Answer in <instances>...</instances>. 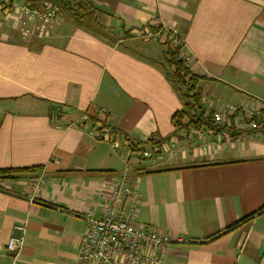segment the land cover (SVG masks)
Segmentation results:
<instances>
[{
	"label": "crops",
	"instance_id": "crops-1",
	"mask_svg": "<svg viewBox=\"0 0 264 264\" xmlns=\"http://www.w3.org/2000/svg\"><path fill=\"white\" fill-rule=\"evenodd\" d=\"M91 1L112 13L105 24L113 32L158 15L175 23L203 107L264 98V0ZM19 28V16L0 15V168L40 169L0 182V264H51L43 248L63 235L79 244L83 214L100 213L104 183L125 167V144L114 153L89 134L103 125L119 143L123 135L143 142L157 134L177 144L174 157L163 151L159 167L146 162L130 173L140 198L134 223L186 239L167 245L164 264H264L263 141L231 142L212 130L173 135L181 103L150 62L164 56L151 42L126 38L122 49L62 14L42 35L22 37ZM34 178L44 180L36 192L28 190ZM17 224L26 230L13 255L5 245Z\"/></svg>",
	"mask_w": 264,
	"mask_h": 264
},
{
	"label": "built area",
	"instance_id": "built-area-1",
	"mask_svg": "<svg viewBox=\"0 0 264 264\" xmlns=\"http://www.w3.org/2000/svg\"><path fill=\"white\" fill-rule=\"evenodd\" d=\"M3 14L19 16V29L23 37L47 33L61 16L54 0H41L36 4L23 0H0V15ZM156 27L137 31V36L156 43L163 40L172 47L183 46L184 39L174 24L160 19L156 22ZM181 58H184L183 55ZM51 119L57 120L56 113H52ZM85 121L86 119L82 126ZM212 121L219 128L237 133L235 136L225 133L226 139H232L231 142L246 139L264 142V98L250 97L242 104L223 106L212 112ZM191 131L200 136L205 135V129ZM88 132L101 140L110 135L108 127H101L99 133L94 130ZM109 145L112 152L119 150L116 140L110 139ZM174 147L175 141L166 142L161 145L160 150L155 147H126L125 152L121 153L125 169L106 185L107 194L101 203L103 205L99 207L100 213L89 211L84 215L86 227L77 247L74 264H164L163 252L167 245L173 241L186 240L182 236L134 223L140 198L135 187L136 180L130 175L135 169L133 164L147 162L156 168L163 161V151H166V155L168 153L171 157L175 156ZM200 147L202 150L206 149L205 146ZM43 183L42 178H34L29 181L28 190L36 192ZM24 234V225H14L6 241V250L16 255L23 245Z\"/></svg>",
	"mask_w": 264,
	"mask_h": 264
},
{
	"label": "trees",
	"instance_id": "trees-1",
	"mask_svg": "<svg viewBox=\"0 0 264 264\" xmlns=\"http://www.w3.org/2000/svg\"><path fill=\"white\" fill-rule=\"evenodd\" d=\"M23 1L29 2L31 4H36L41 0ZM54 1L58 4L60 13L65 17V19L73 22L77 27L83 29L84 31L90 33L91 35L97 37L99 40L107 44H117L118 47L127 49L120 40L131 38L134 35H132L129 30H126L123 25H121V28H119L118 32H113L111 29H109L105 24V18L107 16L112 17V13L110 11H107L106 9L100 7L98 4H95V2L91 0ZM120 33L124 37H119ZM138 39L142 41L144 40L143 38ZM34 43L37 44L39 42L35 40ZM163 47L165 48V50L162 51V54L164 55L162 61L151 62H156V64H158V66L162 69L172 90L175 92L181 103V108L174 112L171 116V123L174 126V130L172 132L173 135L178 136L181 135V132H189L193 129H205L207 131L212 130L217 135L228 133L230 136H235L237 133H235L234 131L227 130L223 127H217L212 121L213 110L203 107L201 103V91L200 88L197 87V83L199 82L200 77L194 74L187 66L185 59L181 58V47H170L167 44ZM57 110V113H60L59 108H57ZM86 121L85 125H87ZM113 134L114 137L117 138L118 134L115 130H113ZM122 139L128 140V145L130 147L140 146L141 148L147 149L155 147L158 150H160L161 143L165 140L163 137H159L157 134L151 135L146 141L143 142L132 141L125 135L122 136ZM148 164L153 167L151 163ZM141 165V162L136 163L135 166L137 167H135L134 170H143V167H141ZM38 169H40V166L25 168H0V182L4 180L19 179L23 177L25 172L37 171ZM262 209H264V206L261 208V210ZM251 217L252 215H249L236 221L234 224L221 230L212 238H216L222 233L236 228L239 224L247 221Z\"/></svg>",
	"mask_w": 264,
	"mask_h": 264
},
{
	"label": "rangeland",
	"instance_id": "rangeland-1",
	"mask_svg": "<svg viewBox=\"0 0 264 264\" xmlns=\"http://www.w3.org/2000/svg\"><path fill=\"white\" fill-rule=\"evenodd\" d=\"M162 20V21H164V22H167V23H170V24H174L176 27H177V25L175 24V23H171V22H169V21H166V20H164L161 16H155V18H154V21H153V23H150V24H146V25H143V26H140L139 28H136V29H132V28H130V29H128L129 31H130V33L132 34V35H134L133 37H131L130 39H136V40H133L134 42H137V43H139V45H141L143 42H142V40H139L138 38H141V37H138L137 36V31H139V32H141V30H143V29H154V28H157L156 27V22H158L159 20ZM178 28V27H177ZM127 30V29H126ZM28 35H30V34H28ZM23 37V36H22ZM26 37H28V36H26ZM119 37H124L121 33L119 34ZM145 40V39H144ZM130 41V40H129ZM145 41H147V42H151V43H153L154 45H156L159 49H162V51L163 50H165V48L163 47V46H165L166 44L168 45V43H166L165 41H163V40H158L157 41V43L156 42H152V41H150V40H145ZM151 43H149V44H145V45H152ZM129 44V43H128ZM126 45H127V43H126ZM130 45V44H129ZM155 46V47H156ZM168 46H170V45H168ZM170 47H172V46H170ZM183 47H184V45L181 47V49H180V56H182L183 55V52H182V49H183ZM129 48H131V47H129ZM154 52H156V51H154ZM182 53V54H181ZM156 55V54H155ZM151 56V55H150ZM183 57L185 58V61H186V63L188 62V58L185 56V55H183ZM152 61H154V60H152ZM151 62V61H150ZM152 63V62H151ZM153 64H156V62H153ZM245 102V101H244ZM244 102H242V103H244ZM242 103H238V104H236V105H239V104H242ZM217 110H219V109H217ZM85 118H86V116L82 119V121H84L85 120ZM58 119V118H57ZM55 122H57V120L56 121H54V123ZM101 127H108L109 128V130H110V135H109V137L108 138H106V139H104V138H102L105 142H107L108 143V145H109V140L110 139H114L115 137H114V134H113V129H111V127H109V126H107V125H103V126H100V128ZM99 128V129H100ZM96 133H99V130H97V131H95ZM92 136H95V135H92ZM96 137V136H95ZM176 137H178V136H176ZM115 140V139H114ZM246 140H250V141H252L251 139H246ZM118 144H119V148L123 145V144H125V146L127 147V146H129L128 145V140H124L123 139V141L122 142H118ZM164 144V141L161 143V145H163ZM110 146V145H109ZM174 150H175V154H177V144L175 143V147H174ZM106 185H108V182H106V183H104V185H103V187H102V189H101V193L103 194L102 196H103V199H105L106 198V194H107V187H106ZM31 201H34V199L33 200H31ZM103 204H100L98 207H101ZM87 213V212H86ZM85 213V214H86ZM85 214H83V218H84V215ZM85 220V219H84ZM18 225V224H17ZM21 225H24V224H21ZM14 226V225H13ZM12 226V227H13ZM24 227H25V225H24ZM25 230H26V227H25ZM25 235V234H24ZM67 235H69L70 236V234H67ZM67 235H63V237H62V239H60L59 241H55V242H51V243H49L48 245H46L43 249L48 253V257L46 258V261H48L49 263H51V264H72L73 263V258H74V256L76 255V252H77V247H78V243H77V246H76V248H75V241L74 240H72V239H70V237L69 236H67ZM79 242V241H78ZM62 253V255L64 256V257H60V260L61 261H63V263H58L57 262V258H56V256H57V253ZM75 261V260H74Z\"/></svg>",
	"mask_w": 264,
	"mask_h": 264
}]
</instances>
